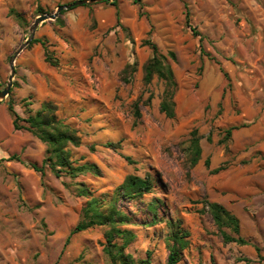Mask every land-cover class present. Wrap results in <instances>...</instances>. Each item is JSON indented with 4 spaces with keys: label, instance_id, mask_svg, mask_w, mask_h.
I'll return each instance as SVG.
<instances>
[{
    "label": "rangeland",
    "instance_id": "1",
    "mask_svg": "<svg viewBox=\"0 0 264 264\" xmlns=\"http://www.w3.org/2000/svg\"><path fill=\"white\" fill-rule=\"evenodd\" d=\"M74 1L0 0V91L10 75L9 58L31 37L34 20ZM186 11L202 42L187 26ZM58 17L62 26L55 20L37 26L0 102V264H110L102 253L105 228L66 238L87 201L79 188L108 201L129 175L152 179L153 190L142 201L159 200L162 219L146 227L151 216L145 207L119 200L133 223L122 229L135 235L126 249L134 260L150 251L151 264L166 263L172 221L189 234L177 264H247L242 258L264 264V0H105ZM147 38L166 56L177 83L173 119L159 111L162 83L143 81L151 58L141 46ZM34 40H44L56 66ZM9 101L21 117L42 102L55 105L57 118L81 140L66 148L73 166L94 165L96 171L56 177L47 169L41 181L39 173L7 161L15 154L39 165L46 156L38 139L13 130ZM194 129L201 154L190 166ZM207 202L232 213L250 245L223 243Z\"/></svg>",
    "mask_w": 264,
    "mask_h": 264
},
{
    "label": "trees",
    "instance_id": "2",
    "mask_svg": "<svg viewBox=\"0 0 264 264\" xmlns=\"http://www.w3.org/2000/svg\"><path fill=\"white\" fill-rule=\"evenodd\" d=\"M139 1V0H138ZM107 2V1H106ZM40 12V9H39ZM63 14V12L61 13ZM21 20L20 15H15ZM186 24L191 29L192 35L198 37L199 41L204 40L195 27L190 24V14L186 11ZM59 26L63 23L59 19H55ZM150 35V31L149 34ZM40 43L45 50V60L49 64L56 66L57 63L53 57L47 53L44 40H34L32 44ZM141 46H146L151 50V58L143 65V81L150 84L155 77L163 85V93L159 103V111L166 118L173 119L175 117L174 96L177 90V83L174 78L171 66L167 62L166 56L161 54L157 46L150 38L142 41ZM168 57L174 60V54L168 53ZM224 77L227 75L224 73ZM7 111L12 118V127L14 131H27L33 137L38 139L46 146V156L38 165L32 162H23L18 155H11L6 160L20 162L25 167L32 169L40 174L41 181L48 169L56 177L62 174L76 176L78 173L95 172L94 165L73 166L70 159V152L66 149L68 146L79 147L81 145L80 137L77 131L55 115L56 107L50 102H42L39 109L27 117H21L14 108L13 102L7 104ZM135 120L140 118L138 105L134 108ZM236 127L228 128L225 131L224 139L231 137L232 131ZM200 139L196 129L189 134L188 154L190 166H194L200 159L201 148ZM107 147L114 148L113 143H107ZM208 166V160L205 161ZM153 190V181L147 177H139L137 175L127 176L123 182L115 189L112 197L108 201L93 197L91 192L84 187L79 188L78 194L87 197L85 206L82 209L81 219L70 231L66 238V243L74 234L82 233L87 230L101 227L105 228V243L102 247L103 256L110 264H151V252H146V257L140 260H134L133 257L126 253L129 244L135 239V235L122 227L133 224L131 218L123 210L118 207L119 200H126L128 203H135L138 208L145 207V212L150 214V221L144 226H154L162 219L158 218V207L161 205L159 200H153L148 204L143 203L142 197L150 194ZM205 207L217 228L223 243H236L240 246L250 245V243L240 236V226L236 217L226 210L222 205L215 202H207ZM167 226L169 233L165 238V245L168 251L165 264H177L180 259V252L188 246V232L183 231L178 222L168 221ZM227 229L229 233L225 231ZM247 264L250 260L246 258L239 259Z\"/></svg>",
    "mask_w": 264,
    "mask_h": 264
},
{
    "label": "water",
    "instance_id": "3",
    "mask_svg": "<svg viewBox=\"0 0 264 264\" xmlns=\"http://www.w3.org/2000/svg\"><path fill=\"white\" fill-rule=\"evenodd\" d=\"M103 1H105V0H89V1H87V0H76V1H74L72 3L58 6L56 8V11L53 14L38 16L34 20L33 24L31 25V27L29 29V31L31 33V37L28 39V41L25 44H23L21 47H19L15 51V53H14V55L12 57L9 58L10 75H9L6 87H4L0 91V102L2 100H4L9 95L10 89L12 87V79H13V76H14V73H15L14 62H15L16 57L23 50V48L31 41V39L33 38V34H34L37 26L40 23H42V22H44L46 20H55V19L58 18L59 15H61V13L63 11L69 10L70 8L77 7V6H83V5H90V4H94V3H97V2H103Z\"/></svg>",
    "mask_w": 264,
    "mask_h": 264
}]
</instances>
